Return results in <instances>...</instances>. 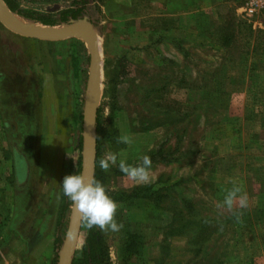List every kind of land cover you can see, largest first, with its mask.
<instances>
[{"label":"rangeland","instance_id":"374dc122","mask_svg":"<svg viewBox=\"0 0 264 264\" xmlns=\"http://www.w3.org/2000/svg\"><path fill=\"white\" fill-rule=\"evenodd\" d=\"M14 1L57 18L70 0ZM244 1H91L94 172L123 225L93 228L106 264H264V6L246 16ZM87 64L81 39L30 38L0 23V264H54L60 183L80 159ZM125 134L131 145L117 143ZM108 153L117 165L149 156L151 181L102 171ZM230 180L249 198L241 222L216 208ZM87 231L79 225L74 260Z\"/></svg>","mask_w":264,"mask_h":264},{"label":"clouds","instance_id":"9594fccd","mask_svg":"<svg viewBox=\"0 0 264 264\" xmlns=\"http://www.w3.org/2000/svg\"><path fill=\"white\" fill-rule=\"evenodd\" d=\"M117 143L131 145L132 139L128 135H121L117 138ZM118 166L129 180L135 184H147L151 181L150 170L152 161L149 156L144 155L140 162L135 165H129L124 160H120L117 165V155L108 153L99 161V167L102 171H109L110 167ZM231 187L221 188L222 201L217 203L216 208L219 214L224 211L230 213L237 222H241L242 210L249 207V198L243 190L242 184L235 180H230ZM62 192L70 201L75 212L79 215L80 222L84 228L91 230L94 227L102 232H119L123 225L117 223L115 215L118 204L108 195L104 185L93 178H88L83 174L65 175L60 183ZM223 231V225L219 226ZM68 237H72V232H68Z\"/></svg>","mask_w":264,"mask_h":264},{"label":"water","instance_id":"95a60500","mask_svg":"<svg viewBox=\"0 0 264 264\" xmlns=\"http://www.w3.org/2000/svg\"><path fill=\"white\" fill-rule=\"evenodd\" d=\"M9 12L10 10L5 6L3 1L0 0V21L16 34L30 38L35 37L47 40L76 37L83 40L87 45L88 64L86 75V93L83 98L84 105L81 115V166L78 174H83L88 178H93L95 167V70L98 45L95 43L91 25L83 21H72L54 25L40 24L38 22H29L26 20L23 22H17L10 18V15L8 14ZM67 221L68 224L65 227L64 235L57 251L56 264H70L78 228L81 224L79 215L75 212L72 205H70ZM69 231L73 234L71 238L67 235Z\"/></svg>","mask_w":264,"mask_h":264},{"label":"trees","instance_id":"16d2710c","mask_svg":"<svg viewBox=\"0 0 264 264\" xmlns=\"http://www.w3.org/2000/svg\"><path fill=\"white\" fill-rule=\"evenodd\" d=\"M5 6L10 10V12L15 13L19 18L29 21L38 22L40 24H62L74 21H83L89 25L93 24V12L90 10V3L92 0H70L68 5L61 8L58 11V16L55 18L51 12L46 11H35L26 10L20 8L14 0H2ZM98 119L95 116L94 124V134L96 132ZM79 150L81 147V138H79ZM96 154H95V164H96ZM78 166L76 168V174L79 173L81 166L80 159H77ZM13 163L15 164L14 169L21 172L23 170V164L18 160L17 156H14ZM20 166V168H19ZM18 168V169H17ZM93 179L100 181L99 175L95 172L93 173ZM70 201L63 195L60 203V208L58 211L55 234H54V264H56L57 251L60 247L65 227L68 224V214L70 209ZM81 247V257L79 259L70 260V264H106L104 261L103 251L101 247V238L99 233L94 230H88L84 236V240Z\"/></svg>","mask_w":264,"mask_h":264},{"label":"built area","instance_id":"2783aa9c","mask_svg":"<svg viewBox=\"0 0 264 264\" xmlns=\"http://www.w3.org/2000/svg\"><path fill=\"white\" fill-rule=\"evenodd\" d=\"M263 6L264 0H245L237 9L242 15L251 16L255 13L256 9Z\"/></svg>","mask_w":264,"mask_h":264},{"label":"bare ground","instance_id":"6f19581e","mask_svg":"<svg viewBox=\"0 0 264 264\" xmlns=\"http://www.w3.org/2000/svg\"><path fill=\"white\" fill-rule=\"evenodd\" d=\"M9 15H10V18L11 19H13V20H15V21H17V22H23L24 20H21V19H19L17 16H15L14 14H12V13H8ZM0 23L2 24V25H4L5 26V24H3L1 21H0ZM6 28H8L7 26H5ZM9 29V28H8ZM10 30V29H9ZM98 86H99V84H98ZM98 90V89H97ZM87 98H88V96H87Z\"/></svg>","mask_w":264,"mask_h":264}]
</instances>
